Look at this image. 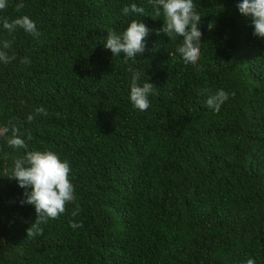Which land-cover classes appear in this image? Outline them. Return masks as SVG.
Returning a JSON list of instances; mask_svg holds the SVG:
<instances>
[{
	"label": "trees",
	"instance_id": "obj_1",
	"mask_svg": "<svg viewBox=\"0 0 264 264\" xmlns=\"http://www.w3.org/2000/svg\"><path fill=\"white\" fill-rule=\"evenodd\" d=\"M20 2L0 18L27 16L39 36L0 23V49L7 40L16 57L0 62V264H264V38L242 0H193L195 65L175 51L182 37L156 34L149 0ZM132 4L144 13L123 14ZM131 19L151 31L126 62L103 44ZM130 68L156 86L146 111L130 102ZM221 89L235 95L205 107ZM38 150L69 162L76 201L27 236L31 189L9 176Z\"/></svg>",
	"mask_w": 264,
	"mask_h": 264
},
{
	"label": "clouds",
	"instance_id": "obj_2",
	"mask_svg": "<svg viewBox=\"0 0 264 264\" xmlns=\"http://www.w3.org/2000/svg\"><path fill=\"white\" fill-rule=\"evenodd\" d=\"M149 3L155 9L157 17L162 16L163 25L156 30V34H164L169 39L182 37V42L176 47L175 51L180 55L185 64L195 65L200 57V42L202 33L199 30L201 25V15L196 10L193 0H149ZM7 0H0V11L7 8ZM23 2L17 4V10L23 8ZM241 15L250 18L254 27L253 35L264 38V0H242L237 4ZM123 14L129 12L143 14L144 9L137 7L136 4L125 6L121 10ZM3 28L10 34L17 28H22L33 36H39L35 22L29 17L23 16L12 20L0 18ZM214 22H210L208 27L211 30ZM151 30L143 23L131 19L128 26L119 33L111 30L107 33L103 48L111 51L112 56H120L127 62L135 61L139 54L145 51V38ZM10 43L5 40L0 49V62L5 64L16 59L15 56H9L6 51ZM27 57L22 58L21 63H29ZM132 72L130 81L129 99L133 107L146 111L150 107L149 95L154 91L152 83L146 81L142 85L138 83L140 73L130 68ZM229 95L224 90H218L207 96L205 107L214 111H219L220 106L229 99ZM37 114L46 115L43 108L36 110ZM31 122L34 117L28 116ZM20 141L13 142L12 146H21ZM71 167L68 161L61 160L57 153L51 150L28 152L22 159L14 162L12 174L18 185L24 189H31L25 192V199L21 204L32 205L35 209L34 222L27 229V236L42 234L41 224L47 223L51 219L58 218L66 211L69 203H75V189L70 179ZM79 213V205L72 211L71 215L75 217ZM73 228L82 227V223L71 222ZM246 264H255V261L249 258Z\"/></svg>",
	"mask_w": 264,
	"mask_h": 264
}]
</instances>
